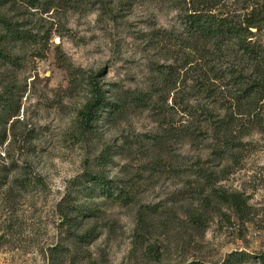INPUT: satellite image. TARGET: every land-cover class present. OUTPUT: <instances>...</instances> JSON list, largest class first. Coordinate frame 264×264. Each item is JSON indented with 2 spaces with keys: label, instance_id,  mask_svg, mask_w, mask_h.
<instances>
[{
  "label": "rangeland",
  "instance_id": "374dc122",
  "mask_svg": "<svg viewBox=\"0 0 264 264\" xmlns=\"http://www.w3.org/2000/svg\"><path fill=\"white\" fill-rule=\"evenodd\" d=\"M191 3L0 0V264H264V101L224 147Z\"/></svg>",
  "mask_w": 264,
  "mask_h": 264
},
{
  "label": "trees",
  "instance_id": "16d2710c",
  "mask_svg": "<svg viewBox=\"0 0 264 264\" xmlns=\"http://www.w3.org/2000/svg\"><path fill=\"white\" fill-rule=\"evenodd\" d=\"M220 1L223 0H192L190 11L193 14L186 18V26L193 52L202 51L208 64L217 59H223L226 63V69L214 75L216 79L231 77L233 80L235 92L222 96L221 100L224 101L221 107L226 116L214 125V119L217 118L213 109L207 107L205 110L206 121L218 127L215 130L222 134L224 147L229 148L235 142L234 129L244 127L245 123L251 126L261 123L259 118L264 101V40L259 39L258 34L264 36V1H246L241 10L215 14L214 10ZM229 58L233 62L228 64ZM205 89L209 97H216L210 82ZM219 133L216 132L217 137ZM189 135L192 138L198 137L195 133ZM98 185L103 186L105 182L99 181ZM225 199L243 213L244 202L239 196Z\"/></svg>",
  "mask_w": 264,
  "mask_h": 264
}]
</instances>
